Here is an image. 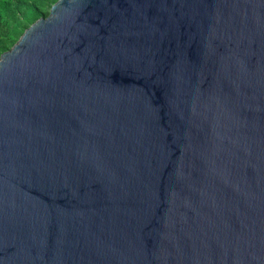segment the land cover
<instances>
[{
  "label": "water",
  "instance_id": "obj_1",
  "mask_svg": "<svg viewBox=\"0 0 264 264\" xmlns=\"http://www.w3.org/2000/svg\"><path fill=\"white\" fill-rule=\"evenodd\" d=\"M0 264H264V0H57L0 56Z\"/></svg>",
  "mask_w": 264,
  "mask_h": 264
},
{
  "label": "trees",
  "instance_id": "obj_2",
  "mask_svg": "<svg viewBox=\"0 0 264 264\" xmlns=\"http://www.w3.org/2000/svg\"><path fill=\"white\" fill-rule=\"evenodd\" d=\"M57 0H0V56L9 50L24 31L49 14Z\"/></svg>",
  "mask_w": 264,
  "mask_h": 264
}]
</instances>
